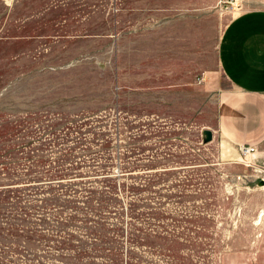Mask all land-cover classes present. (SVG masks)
Here are the masks:
<instances>
[{"label": "rangeland", "instance_id": "1", "mask_svg": "<svg viewBox=\"0 0 264 264\" xmlns=\"http://www.w3.org/2000/svg\"><path fill=\"white\" fill-rule=\"evenodd\" d=\"M257 7L0 0V264H264V167L202 132Z\"/></svg>", "mask_w": 264, "mask_h": 264}, {"label": "crops", "instance_id": "2", "mask_svg": "<svg viewBox=\"0 0 264 264\" xmlns=\"http://www.w3.org/2000/svg\"><path fill=\"white\" fill-rule=\"evenodd\" d=\"M218 63L230 90L220 92L215 122L204 128L224 138L235 152L252 143L250 165L264 167V7L242 9L225 25L218 44Z\"/></svg>", "mask_w": 264, "mask_h": 264}, {"label": "built area", "instance_id": "3", "mask_svg": "<svg viewBox=\"0 0 264 264\" xmlns=\"http://www.w3.org/2000/svg\"><path fill=\"white\" fill-rule=\"evenodd\" d=\"M238 149L241 155V161L246 165H250L248 157L256 151V146L252 143H241Z\"/></svg>", "mask_w": 264, "mask_h": 264}, {"label": "water", "instance_id": "4", "mask_svg": "<svg viewBox=\"0 0 264 264\" xmlns=\"http://www.w3.org/2000/svg\"><path fill=\"white\" fill-rule=\"evenodd\" d=\"M204 141H210L212 138L211 131L209 129H203Z\"/></svg>", "mask_w": 264, "mask_h": 264}]
</instances>
